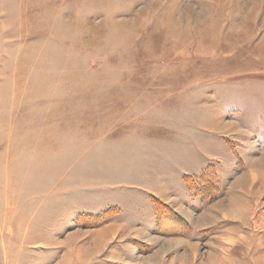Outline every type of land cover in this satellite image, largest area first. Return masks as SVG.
Returning <instances> with one entry per match:
<instances>
[{
	"label": "rangeland",
	"instance_id": "1",
	"mask_svg": "<svg viewBox=\"0 0 264 264\" xmlns=\"http://www.w3.org/2000/svg\"><path fill=\"white\" fill-rule=\"evenodd\" d=\"M0 264H264V0H0Z\"/></svg>",
	"mask_w": 264,
	"mask_h": 264
}]
</instances>
